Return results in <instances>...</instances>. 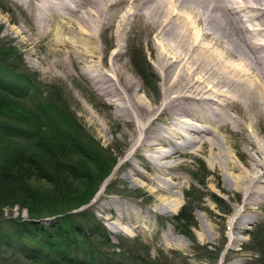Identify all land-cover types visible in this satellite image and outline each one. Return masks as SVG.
<instances>
[{
	"label": "rangeland",
	"instance_id": "1",
	"mask_svg": "<svg viewBox=\"0 0 264 264\" xmlns=\"http://www.w3.org/2000/svg\"><path fill=\"white\" fill-rule=\"evenodd\" d=\"M245 24L248 28H259L251 21ZM138 31L139 27L126 29L116 42L112 30L106 29L95 36L97 52H88L97 56L95 62L81 55L86 62L63 63L52 46V36H37L28 16L14 0H0V45L12 48L10 52L14 53L5 60L8 70L0 68V82L18 94H30L39 103L43 99L51 100V111L54 117L60 116V127L67 126L70 120L80 130L84 144L102 148L115 158L107 177L88 205L82 207L92 210L111 243L121 244L123 249H136L137 242L145 244L147 252L138 251L153 264H183L182 261L186 264H264V203L256 206L253 214L243 211L245 191L230 186L227 172L221 173L217 165L208 164L209 156L205 152L208 144H201L196 153L187 146L179 149L182 153L172 151L170 156L153 161L152 156H158L156 149L162 154V150H170V145L158 142L156 149L148 148L150 137L157 132L165 135L170 128L177 130L181 123L174 122L175 116L167 105L168 97L175 91L163 84L158 50L149 46L147 39L153 40L167 56H172L173 51L162 43L160 35L151 34L146 39ZM200 39L198 36L197 40ZM118 50L122 54L111 64L112 53ZM181 55H184L182 64L188 66L191 51ZM132 62L139 66V71ZM94 76L102 80L99 82ZM18 77H27L30 86ZM111 84L115 86L114 95L102 93ZM138 102L149 111L141 120L135 109ZM59 110L62 116L58 115ZM188 120L190 126L200 124ZM224 129L217 131L215 137L232 159L245 167L244 155L233 144L239 138ZM200 134L196 137L206 136ZM225 137L230 144L224 143ZM233 174H238V170ZM183 204L182 212L192 222L189 227L186 225L191 237L181 235L172 220ZM235 211L240 220L253 215V222L242 220L237 226V218L232 219ZM3 217L24 219L25 213L14 206L4 211ZM50 220L41 222L47 224ZM257 231V237L252 239ZM123 262L131 264L128 259ZM16 264L27 263L20 259Z\"/></svg>",
	"mask_w": 264,
	"mask_h": 264
},
{
	"label": "bare ground",
	"instance_id": "2",
	"mask_svg": "<svg viewBox=\"0 0 264 264\" xmlns=\"http://www.w3.org/2000/svg\"><path fill=\"white\" fill-rule=\"evenodd\" d=\"M14 1L28 16L37 36H52V46L63 63L86 62L81 55L95 62L97 56L88 52H97L95 36L109 28L116 42L126 29L136 27L146 39L151 34L160 35L162 43L173 51L172 56H167L150 38L147 42L158 50L163 84L175 91L172 97L167 96V105L175 116L174 122L180 120L181 127L170 128L165 135L158 132L149 135L148 148L156 149L158 142L170 145V150H162V154L156 149L158 156L153 155V161L170 156L172 151L182 153L179 149L187 146L196 153L201 144H208L205 149L208 164L217 165L221 173L227 172L230 186L245 191L243 211L253 214L255 207L264 203V0ZM246 21L259 28L246 27ZM257 35L259 39H255ZM198 36L201 41L197 40ZM188 51L191 55L186 66L182 64L181 53ZM112 54L110 60L114 64L122 52ZM94 78L102 80L99 76ZM114 91L115 86L111 84L102 93L114 95ZM135 109L140 120L149 112L140 102L135 104ZM188 119L200 124L190 126ZM223 128L239 138L233 144L244 155L245 167L239 166L215 137ZM200 133L207 137H196ZM224 143L231 142L226 138ZM234 170L238 174H233ZM237 215L235 211L232 216L237 218V226L242 220L253 222V215L241 220Z\"/></svg>",
	"mask_w": 264,
	"mask_h": 264
},
{
	"label": "trees",
	"instance_id": "3",
	"mask_svg": "<svg viewBox=\"0 0 264 264\" xmlns=\"http://www.w3.org/2000/svg\"><path fill=\"white\" fill-rule=\"evenodd\" d=\"M10 51L0 45L1 69L8 70ZM17 79L28 83L27 77ZM33 98L0 82V264L20 259L27 264L150 263L140 253L147 252V245L137 242L138 248L123 249L111 243L92 210L78 209L92 198L115 158L84 144L70 120L61 128L51 100ZM14 206L26 218H4L3 212ZM183 209L184 204L172 220L180 234L191 237L186 225L192 222ZM44 218L51 220L44 224Z\"/></svg>",
	"mask_w": 264,
	"mask_h": 264
}]
</instances>
